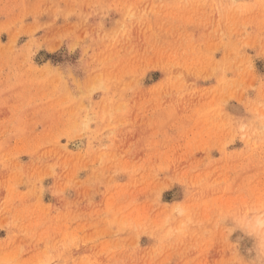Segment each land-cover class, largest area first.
Returning a JSON list of instances; mask_svg holds the SVG:
<instances>
[{
    "label": "rangeland",
    "instance_id": "rangeland-1",
    "mask_svg": "<svg viewBox=\"0 0 264 264\" xmlns=\"http://www.w3.org/2000/svg\"><path fill=\"white\" fill-rule=\"evenodd\" d=\"M262 201L264 0H0V264H264Z\"/></svg>",
    "mask_w": 264,
    "mask_h": 264
},
{
    "label": "clouds",
    "instance_id": "clouds-1",
    "mask_svg": "<svg viewBox=\"0 0 264 264\" xmlns=\"http://www.w3.org/2000/svg\"><path fill=\"white\" fill-rule=\"evenodd\" d=\"M127 20L135 19V15L130 12L126 17ZM114 39L117 37H113ZM175 211V209H174ZM252 215L243 214V215H234L233 219L237 226L243 228L249 235L253 236L257 240V251L261 256H264V201H262L258 207L253 206L251 209ZM182 215H188L186 210L181 209ZM225 216L222 215L217 221L218 225L223 222ZM167 222V221H165ZM191 224V218L182 224L181 227L177 230L175 234H183V232ZM173 233H168V236H171ZM166 238V237H165Z\"/></svg>",
    "mask_w": 264,
    "mask_h": 264
}]
</instances>
